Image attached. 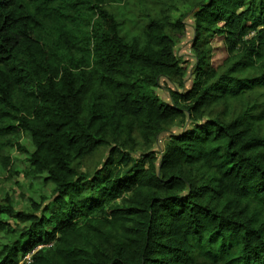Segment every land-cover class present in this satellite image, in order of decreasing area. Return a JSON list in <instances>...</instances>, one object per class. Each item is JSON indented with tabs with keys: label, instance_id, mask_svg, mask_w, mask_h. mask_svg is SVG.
<instances>
[{
	"label": "trees",
	"instance_id": "trees-1",
	"mask_svg": "<svg viewBox=\"0 0 264 264\" xmlns=\"http://www.w3.org/2000/svg\"><path fill=\"white\" fill-rule=\"evenodd\" d=\"M105 4L0 0V165L27 134L29 173L53 186L27 212L0 203V231L25 226L0 264H264V0L200 1L191 85L170 102L152 90L185 74L170 8L119 19ZM171 127L134 156V134L149 146Z\"/></svg>",
	"mask_w": 264,
	"mask_h": 264
},
{
	"label": "rangeland",
	"instance_id": "rangeland-1",
	"mask_svg": "<svg viewBox=\"0 0 264 264\" xmlns=\"http://www.w3.org/2000/svg\"><path fill=\"white\" fill-rule=\"evenodd\" d=\"M201 0H105L104 8L110 12L120 15L142 16L145 13L156 15L161 18L170 8V18L172 26L167 28L166 33L172 39L174 44V52L179 59L181 66L185 70L183 79H164L159 78L157 86L152 90L164 102H170L169 91L178 92L180 82H184L185 89L191 85L193 66L195 64V54L191 47L193 39L192 22L193 14L196 11V6ZM173 9H172V8ZM165 11V12H164ZM178 25V26H177ZM213 66L221 70L227 59V53L223 49L220 41L213 43ZM264 94V89L257 93V96ZM233 114L239 112V104H234ZM222 112L221 108H216L211 116L218 115ZM232 117V116H231ZM176 127H171L168 132L163 133L157 138L152 145L146 146L143 140L134 134L135 142L134 156L140 155L142 152H160L170 133L175 132ZM18 142L25 149L24 152H19L15 148L6 150L1 157L9 158L10 168L6 170L0 165V203L7 197L17 212H27L31 208V202L38 201L39 198L50 197L53 186L48 183L45 178L46 174L33 176L29 173L31 167L28 163L30 153L33 151L31 138L25 134L18 138ZM107 151L101 149L95 154L87 157L82 162V170L92 171L94 168L102 165ZM7 228L5 231H0V249L4 245L11 244L15 236L25 229L24 225H16V221L9 217H1ZM22 262H26L22 260Z\"/></svg>",
	"mask_w": 264,
	"mask_h": 264
},
{
	"label": "built area",
	"instance_id": "built-area-1",
	"mask_svg": "<svg viewBox=\"0 0 264 264\" xmlns=\"http://www.w3.org/2000/svg\"><path fill=\"white\" fill-rule=\"evenodd\" d=\"M29 259H30V255H27V256L24 257L23 260L26 261V262L28 263V262H29Z\"/></svg>",
	"mask_w": 264,
	"mask_h": 264
}]
</instances>
